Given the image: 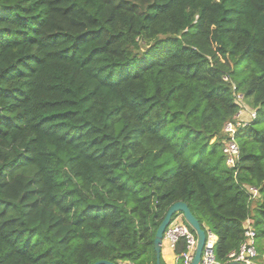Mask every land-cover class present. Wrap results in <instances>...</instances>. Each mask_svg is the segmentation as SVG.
I'll use <instances>...</instances> for the list:
<instances>
[{
	"label": "trees",
	"instance_id": "16d2710c",
	"mask_svg": "<svg viewBox=\"0 0 264 264\" xmlns=\"http://www.w3.org/2000/svg\"><path fill=\"white\" fill-rule=\"evenodd\" d=\"M177 202L264 252V0H0V264H156Z\"/></svg>",
	"mask_w": 264,
	"mask_h": 264
},
{
	"label": "built area",
	"instance_id": "2783aa9c",
	"mask_svg": "<svg viewBox=\"0 0 264 264\" xmlns=\"http://www.w3.org/2000/svg\"><path fill=\"white\" fill-rule=\"evenodd\" d=\"M237 103L240 106V111L236 115L238 119V125H245L248 121L256 117V113L252 109H248L242 103V95H237ZM247 116L249 119L242 123V117ZM237 124L233 122H227L223 127V132L228 136V139L224 141L223 153L226 156V164L228 166L234 165L236 160L239 157V147L235 141V132ZM252 193H255L256 190L253 188L250 189ZM182 216L178 215L171 219L169 225L167 226L163 242L166 241L168 248L175 253L177 245L180 240H185V250L179 255L176 256V264L178 261H181V264H191L195 246H196V236L194 232H191L182 222ZM182 221V222H181ZM206 233V242L202 251L201 259L199 264H229L231 262H238L241 264H255L253 259L258 256L256 250V232L252 226L251 221L247 220L244 225V241L240 245L237 253H230L228 255V261L226 263H220L215 256V243L216 236L209 229H204Z\"/></svg>",
	"mask_w": 264,
	"mask_h": 264
},
{
	"label": "water",
	"instance_id": "95a60500",
	"mask_svg": "<svg viewBox=\"0 0 264 264\" xmlns=\"http://www.w3.org/2000/svg\"><path fill=\"white\" fill-rule=\"evenodd\" d=\"M181 214L183 217L185 223L188 225V227L194 232L196 236V246H195V252L192 259L191 264H199L202 251L206 242V233L204 229L200 226L198 220L193 216V214L190 212L187 204L182 202L174 203L169 210L167 211L166 215L164 216L163 220L161 221L160 225L158 226L154 241H153V248L156 254V264H160L161 259V248L163 244V236L164 232L169 225L172 217L176 214ZM95 264H113L109 261H99ZM229 264H241L238 262H231Z\"/></svg>",
	"mask_w": 264,
	"mask_h": 264
},
{
	"label": "crops",
	"instance_id": "0c3cea01",
	"mask_svg": "<svg viewBox=\"0 0 264 264\" xmlns=\"http://www.w3.org/2000/svg\"><path fill=\"white\" fill-rule=\"evenodd\" d=\"M165 243L166 242H163L162 247L163 246L166 247ZM168 249H166L167 251L164 250L162 252V248H161V258H162L163 263H164V259H163V257H164L165 258V264H176V255H175V253L172 252L170 249L169 250ZM255 264H264V252L261 254L260 257L257 258Z\"/></svg>",
	"mask_w": 264,
	"mask_h": 264
},
{
	"label": "rangeland",
	"instance_id": "374dc122",
	"mask_svg": "<svg viewBox=\"0 0 264 264\" xmlns=\"http://www.w3.org/2000/svg\"><path fill=\"white\" fill-rule=\"evenodd\" d=\"M241 95V94H240ZM245 106L248 108V109H250V106H249V104L246 102V104H245ZM249 118L247 117V116H243L242 117V123H245L247 120H248ZM214 141V138L211 140V142H213ZM181 216V215H180ZM183 221V220H182ZM181 221V222H182ZM184 225H186L187 226V228L190 230V228L188 227V225L186 224V223H184V222H182ZM192 232V231H191ZM164 242H166V241H164ZM260 239H256V250H257V253H258V256L255 258V259H253V263H255L256 262V260H257V258L258 257H260L261 256V254L263 253V251L262 250H260ZM166 244V247L165 246H163L162 247V252L165 250V251H167L166 249H168V245H167V242L165 243ZM166 248V249H165ZM169 250V249H168ZM163 259H164V264H165V258L163 257ZM124 264H129V263H124Z\"/></svg>",
	"mask_w": 264,
	"mask_h": 264
}]
</instances>
